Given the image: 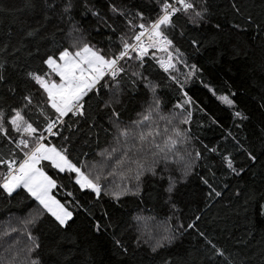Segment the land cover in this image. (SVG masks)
I'll use <instances>...</instances> for the list:
<instances>
[{
  "label": "trees",
  "instance_id": "trees-1",
  "mask_svg": "<svg viewBox=\"0 0 264 264\" xmlns=\"http://www.w3.org/2000/svg\"><path fill=\"white\" fill-rule=\"evenodd\" d=\"M68 2L56 0L58 7L53 12L43 7L41 0H0V76L4 78L0 81V110L9 112L21 104L23 95L33 91L27 73L43 69L42 60L46 55L71 42L68 33L72 25L79 28V35L85 42L107 51L110 44L116 47L118 33L114 34L105 21L119 31H128L126 21L110 12V3L130 16L139 10L145 16L153 14L154 18L158 10L156 0H71L69 21L67 17L61 18L63 4ZM233 4L239 8V14ZM207 6L203 26L193 27L181 17L177 21L178 27L168 30V35L183 54L182 62L177 64L178 70L173 73L183 83V92L168 80L152 58L163 54L150 51L143 67H137L135 61L125 64L127 73L121 81L122 102L115 105L120 113L119 127L133 130V121L148 107L152 96L140 80H136L135 85L132 83L135 79L132 72H143L152 78L158 85L156 95L161 107L159 115L153 114L151 129L160 132L158 141L172 135L173 128L184 133L177 149L184 161L191 163L189 174L182 175V164L169 165L176 180V186L169 194L165 191L169 173L163 171L161 164L157 166L155 176L150 172L141 175L138 195H122L119 201L104 195L96 201L81 193L67 173L60 174L47 166L46 171L59 186L53 191L57 199L71 203L74 198L68 197L67 193L73 192L92 218L108 227L95 233L90 227L88 213L74 206L75 222L67 230L58 229L42 212L37 223L26 225L25 221L36 214L39 205L23 189H18L12 197L0 190V264H25L27 253L21 251L28 245L27 233L23 232L25 228L39 239V258L44 264H264V216L259 210L264 204V0H207ZM92 9L99 16H93ZM249 17L253 21L251 25L247 23ZM215 24H220L222 31L214 28ZM232 24L247 31L233 29ZM30 32L31 36L28 35ZM193 40L198 41V48L193 47ZM193 64L198 71L194 78L185 81ZM201 78L219 94L235 91L233 99L237 110L248 119H234L232 111L203 87ZM184 93L191 98V104H185V110L181 111L174 105L184 102ZM101 94L103 99L100 100L90 94L92 99L86 105L85 118L75 123L76 118H72L58 129L69 140L48 139L58 147L66 145L74 162L87 165L85 171L101 160L99 152L118 150V130L111 117L112 109L104 106L111 93L101 89ZM34 100L39 103L40 97L34 96ZM188 113H191L190 117ZM27 115L42 131L44 118L39 115V109L33 107ZM171 116L173 122L168 123ZM185 117L189 122L181 123ZM141 131L146 133L149 128L143 127ZM151 139L148 137L149 141ZM142 147L146 156H135L126 162L122 169L123 179L118 169V175L102 181L106 192L119 190L117 184L135 191L136 164H128L131 160L150 163L152 159L147 151L151 145ZM13 152H16L14 145L0 137V156L11 157ZM197 152L201 153L199 159ZM16 155L22 158L19 152ZM225 155L232 159L239 175L226 167L222 159ZM249 155L255 159H249ZM4 171L5 168L0 166V173ZM108 171H111L110 167L105 168V174ZM204 180L208 184L203 183ZM208 185L221 195L216 197L213 193L209 197ZM137 217L143 219L138 221ZM189 224L193 227L189 228ZM165 227L176 238L153 253L150 245L155 242L147 241L150 232L156 239L164 234ZM12 228L17 231H11ZM6 230L10 233L7 236L4 235ZM114 238L123 242L126 254L114 246ZM206 239L211 240L223 255L215 256Z\"/></svg>",
  "mask_w": 264,
  "mask_h": 264
},
{
  "label": "snow or ice",
  "instance_id": "snow-or-ice-1",
  "mask_svg": "<svg viewBox=\"0 0 264 264\" xmlns=\"http://www.w3.org/2000/svg\"><path fill=\"white\" fill-rule=\"evenodd\" d=\"M156 2L158 10L154 13V18L153 14L145 16L139 10L135 12L134 16H130L122 8L110 3V12L113 16L122 17L126 21L128 31H119L113 24H108L105 21V24L114 34L118 33L116 47L113 48L110 44L107 51L90 42H85L79 35V28L72 25L68 33L71 42L67 46L62 44L57 52L46 55L42 60L43 69L27 73V79L31 81L33 91L23 95L21 104L12 108L9 112L0 110V137L6 139L9 144L14 145L16 152L22 154V158H17L16 152H13L11 157L0 156V166L5 168V171L0 173V190L7 196L12 197L18 189H23L27 196L39 205L36 214L25 221L26 225L37 223L41 219L42 212L55 222L58 229L67 230L75 222L76 213L72 210L74 206L76 209L88 213L91 220L90 227L95 233L99 234L108 227V225L93 219L88 209L75 199L73 192L67 193L68 197L74 198L71 203L61 202L57 199L53 195V191L59 186L56 179L46 171L47 166L60 174L67 173L69 180L78 187L81 193L88 194L90 200L96 201L101 200L104 195H110L115 201H119L122 195H138L141 175L150 172L155 176L157 166L161 164L163 165V171L169 173L168 187L165 189L169 194L173 192L176 186V180L171 175L169 165L182 164V175L187 176L189 174L191 163L184 161L183 156L178 154L177 149L179 138L184 133L173 128L172 135L158 141L156 138L161 135L160 132L151 129L150 122L153 120L154 113L159 115L161 101L156 95L158 85L153 82L152 78L145 76L143 72L133 71L132 76L135 79L132 83L135 85L136 80H140L143 83V88L151 94L152 101L144 112L138 114L139 118L133 121V125L137 129L149 128L146 133L141 131L138 134V141L141 145H151L147 151L151 153L152 159L150 163L140 162L139 160L130 161L136 164L135 180L137 186L135 191L117 184L116 188L119 190L106 192L102 183V181H107L109 177L118 175V169L121 170L119 175L122 179L124 178L122 169L125 163L130 160L128 156L130 149L119 157L114 156L117 152L116 148H112L110 151L105 149L98 153L101 160L93 163L85 171L87 165L74 162L66 145L62 144L58 147L48 140V137H60L62 141L69 140V137L63 136L58 129L68 124V121L72 118H76L73 123L85 118L86 105L92 99L90 94H95L98 100L103 99L101 94V89H103L111 93L104 106L112 109L111 117L118 130L117 142L120 138H124L126 141L131 133L128 129L119 127L120 113L115 107V105L122 102L120 98L122 92L121 81L127 73L125 64L129 61H135L137 67H143L145 57L150 51L163 54V56L154 55L152 58L167 75L168 80L178 85L183 92V83L173 74L178 70L177 64L182 62L180 57L183 54L168 35V30L177 28V21L181 17L193 27L203 26L206 23L208 13L207 0H156ZM41 3L43 7L49 8L53 12L57 10L56 0H41ZM232 7L239 14L240 10L237 5L233 4ZM71 10L72 4L69 0L68 3L63 4L61 18L67 17L71 21ZM91 14L99 16V13L94 9L91 10ZM247 23L249 25L253 23L251 17L248 18ZM213 27L218 31H222L220 24H215ZM231 27L247 31V29H241L238 24H232ZM259 27L257 25L258 29ZM183 34V28H181V35ZM28 35L31 36L32 33L30 32ZM192 44L193 47L198 48V41L193 40ZM183 63L186 65V61ZM197 71V66L195 64L191 65L189 72L185 75V81L194 78ZM3 79V76H0V81ZM201 83L216 100L232 111L234 119H248L242 111L237 110L236 102L233 99L236 96L235 91L219 94L215 87L205 83L202 78ZM184 95V102L174 105L175 108L181 111L185 110V104H191V98L187 96V93H184ZM34 96L40 97L39 103L35 102ZM33 107L38 108L39 115L44 118L42 131L27 115ZM190 116L191 113H188V117ZM188 117H185L181 123H188ZM160 119H164V117L160 116ZM168 123H171V120ZM236 126L240 127L239 124ZM164 131L167 133L168 129L165 128ZM148 137H152L151 141L148 140ZM209 150L216 151V149ZM200 157L201 153L197 152L196 158L199 159ZM222 159L229 170L239 175V171L233 167V161L228 155L223 156ZM249 159L254 160L255 157L249 155ZM112 161L114 163H111ZM43 162H46V165H43ZM146 163L147 166H145ZM108 167L111 168V171L105 174V168ZM203 183L208 184L207 180H204ZM208 187L210 189L208 192L209 197L213 193L216 197L221 195L219 191L211 189V185H208ZM165 202L169 203L170 199ZM259 210L260 214L264 216V204L260 205ZM142 219L137 217L138 221ZM188 227H193V224H189ZM11 231L15 232L17 229L12 228ZM23 232L27 233L26 239L28 241L26 248L21 249V251L27 253L25 264H44L43 260L39 258V249L41 248L39 239L32 235L30 229L25 228ZM9 234L7 230L4 232L5 236ZM201 235L204 234L201 233ZM175 238V235L170 234L168 228L165 227L164 234L156 238L155 243L150 245L151 251L153 253L157 252L159 249L164 248L166 243L171 244ZM137 239L139 240V237ZM205 242L213 250L215 256L223 255V252L211 240L206 239ZM113 243L117 249L125 254L127 253V248L124 247L121 240L114 238ZM15 259L14 256L13 260ZM165 264H168V262H165Z\"/></svg>",
  "mask_w": 264,
  "mask_h": 264
},
{
  "label": "rangeland",
  "instance_id": "rangeland-1",
  "mask_svg": "<svg viewBox=\"0 0 264 264\" xmlns=\"http://www.w3.org/2000/svg\"><path fill=\"white\" fill-rule=\"evenodd\" d=\"M172 116L169 117V120H171V122H173L172 120ZM175 121H177V119H174ZM131 133V135L128 137V139L125 141L124 138H120L119 142L117 143L118 146V150L115 153V155L117 157L121 156L126 150L128 151V156L130 159H133V157H142L143 155L146 156V154H144L143 151V145H141L138 141V134L141 132V128L140 129H128ZM138 130V131H137ZM118 137V136H117ZM137 149H139V151H137ZM128 163V162H127ZM126 164V163H125ZM133 163H129L128 165H132ZM134 165V164H133ZM54 195V194H53ZM55 196V195H54ZM56 197V196H55ZM57 198V197H56ZM152 222V221H150ZM143 224V223H142ZM141 224V225H142ZM152 224L149 225V227H151ZM154 228V227H153ZM149 230V229H148ZM151 236L148 238L147 241L149 242H155V238L154 235L152 233V231L150 232Z\"/></svg>",
  "mask_w": 264,
  "mask_h": 264
},
{
  "label": "built area",
  "instance_id": "built-area-1",
  "mask_svg": "<svg viewBox=\"0 0 264 264\" xmlns=\"http://www.w3.org/2000/svg\"><path fill=\"white\" fill-rule=\"evenodd\" d=\"M46 136H47V134H46ZM50 137H48V139H49Z\"/></svg>",
  "mask_w": 264,
  "mask_h": 264
}]
</instances>
